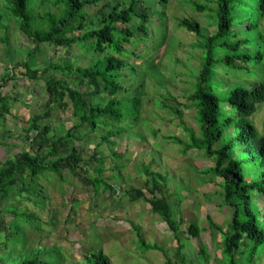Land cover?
Wrapping results in <instances>:
<instances>
[{"label":"rangeland","instance_id":"1","mask_svg":"<svg viewBox=\"0 0 264 264\" xmlns=\"http://www.w3.org/2000/svg\"><path fill=\"white\" fill-rule=\"evenodd\" d=\"M49 1L51 4L44 6L40 0L29 3L36 15L59 14L60 9L53 4L57 0ZM130 1L109 0L86 6L87 20L95 22L99 11L107 14L115 5L123 9ZM192 1L197 0H169L164 17L159 18L162 11L157 9V0H138L137 9L149 17L144 25L147 32H136L130 43L124 46L128 52L115 55L128 64L118 79L127 90L118 94V99L126 103L124 112L131 97L139 96L141 100L136 123L127 120L120 125L125 129L122 134L101 145L100 139L107 133L106 128L98 127L93 134L85 126L75 128L72 133L81 140L68 138L58 154L64 158L75 148L82 158L81 166L91 176H96L95 169L102 170V181L114 192L102 186L95 192L91 184L72 176L69 170L62 171L61 178L46 173L35 180L25 172L18 184L24 191L19 193L16 188L5 200L0 197V264H19L37 253L39 264H86L82 257L99 251L108 256L110 264H164L166 260L171 264H182L181 258L176 256L177 241L186 264H226L221 239L207 222L209 216L223 231H229L233 214L223 199L222 179L204 174L215 166V159L197 149L183 154L180 145L167 140L174 137L188 142L187 129L198 135L195 110L187 108L190 104L187 97L193 93L203 52L193 45L200 41V37L213 34L216 25L213 13L194 12ZM105 4L108 6L104 7ZM215 7V4L210 5L212 9ZM233 8L232 31L237 39L249 41L236 54L255 57L260 53L261 61L257 63L252 59L241 70H223L222 66L215 70L210 87L220 107L222 99L232 88L264 83V12L257 0H241ZM0 11L8 28L7 32L0 30V95L11 99L9 113L0 117L1 168L14 162L20 152L29 150L25 143L27 122L34 115L46 112L44 80L50 76L61 78L57 72L49 71L29 81L23 75L24 70L13 71V66L26 61L33 49L34 67L42 72L50 63L60 64L69 59L75 66L87 67L94 59L76 47L68 49L67 55L66 50L47 44L35 48L20 33L18 21L6 9L3 0ZM184 18L195 19L201 25L200 36L177 25V21ZM245 23L252 25L251 28L246 29ZM141 25L136 18L129 25L118 24L120 28L130 29ZM8 73L12 80L3 83L2 78ZM65 80L74 85L71 78ZM79 89L82 92L88 90L85 86ZM174 110L182 112L181 121L173 114ZM49 112V119L41 123L50 125L52 140L64 137L77 124L70 104L65 110L54 105ZM251 122L257 133L264 137V103L257 108ZM93 154L100 159L99 162L94 160ZM234 155L238 159L244 157L240 152ZM145 166L166 176L163 194L172 206L177 233L170 231L158 216L151 213L145 200L132 201L126 193L131 186L144 190L148 180L143 172ZM146 197L150 196L146 193ZM258 201L264 212V198L259 197ZM25 215L33 220H27ZM190 226L198 229L197 238L187 232ZM138 229L146 244L157 245L165 253H143ZM11 235L13 237L9 238ZM238 261L239 264H264V246L252 262L248 253Z\"/></svg>","mask_w":264,"mask_h":264},{"label":"trees","instance_id":"2","mask_svg":"<svg viewBox=\"0 0 264 264\" xmlns=\"http://www.w3.org/2000/svg\"><path fill=\"white\" fill-rule=\"evenodd\" d=\"M101 1L109 0H57L53 4L56 9H60L59 14L46 12L43 15H36L34 7L29 3L31 0H3L6 9L18 21V30L35 48L47 44L66 50L67 55L68 49L76 47L85 50L94 59L93 64L87 67L75 66L69 59L60 64L50 63L49 68L42 72L34 67L33 49L28 53L26 61L18 62L13 66V71L24 70L23 75L29 81L38 79L41 74L49 71L57 72L61 78L50 76L44 80L46 112L43 115H34L27 122L25 143L29 145V150L20 152L14 162L0 168V197L3 200L9 197L13 189L15 191L17 188L19 193L24 191V188L19 187L18 184L25 172L29 173L31 180H35L46 173L61 178L62 171L69 170L72 176L91 184L95 192L101 186L114 192L110 185L102 181L104 175L102 170L95 169L96 176H91L87 169L81 166L82 158L75 148L71 149L69 155L64 158L58 155L68 138L81 140L72 133L75 128L85 126L92 134L98 127L106 128L107 133L100 139L99 145H101L125 131L120 127L121 124L126 123L127 120L136 123L138 119L141 106L139 96L129 99L126 112L123 110L126 103L118 99L120 92H127L118 79L120 72L126 69L128 64L115 55L121 56L128 52L124 46L130 43L136 32L146 34L144 25L148 23L149 17L137 9L138 0H131L126 8L120 9L119 5H115L107 14L99 11L95 22L88 21L86 6L97 5ZM199 1H192V10L200 14L213 13L216 31L211 35L200 37V41L193 45V48L203 52L193 93L187 97V101L190 102L187 108L195 110L198 135L187 129L188 142L174 137H169L167 140L180 145L183 154L197 149L204 152L208 158L214 157L215 166L208 168L204 174L222 179L220 187L223 191V199L232 209L233 214L228 224L229 231H223L209 216L208 226L221 239V250L226 264H239L238 258L241 259L245 253H248V258L252 262L264 246V212L259 208L258 201L259 197L264 198V137L257 133L251 122L257 108L264 103V83H253L247 88L242 86L232 88L228 96L222 99V107L219 106L210 83L219 66L228 71L241 70L245 63L252 59L257 63L260 62L261 55L256 53L255 57H250L248 54H236L238 49L249 43L247 39H237V35L232 31L233 6L241 0H201L203 3ZM168 2L169 0H157V9L162 11L159 18L164 17V9ZM257 2L264 12V0ZM40 4L44 6L51 3L49 0H40ZM211 4H215V9L210 8ZM107 6L108 4L104 5ZM133 18L141 21L142 25L136 29L118 26V24L129 25ZM3 19L4 15L0 11V30L7 32L8 28L3 23ZM177 25L196 36L201 35L202 27L195 19H179ZM245 25L246 29L252 26L248 23ZM5 39L8 41L6 37ZM231 39L235 40L230 41ZM66 77L71 78L74 82L73 86L66 82ZM11 80L9 73L2 78L3 83ZM82 86L87 87L88 90L82 92L79 89ZM10 100L8 96L0 95V117L9 113ZM68 104L72 107L77 124L70 128L64 137L52 140L49 137L50 125L41 122L49 119V110L54 105L65 110ZM173 114L181 121V111L174 110ZM233 152L234 154L240 152L244 157L235 158ZM115 157L119 158L116 155ZM93 158L96 162L100 161L96 158V154H93ZM143 172L148 177L145 191L131 186L126 191L127 195L131 196L132 201L145 200L150 206L151 213L158 216L170 231L177 233V225L172 217V206L164 195L166 176L151 171L149 166H145ZM146 193L150 197H146ZM25 217L27 220H33L26 215ZM187 232L193 238L198 237L196 227H188ZM138 236L143 253L147 251L165 253L157 245L146 244L139 229ZM11 237L13 236L9 238ZM177 244L176 256L181 258L182 264H186L180 254L182 247L179 241ZM243 246H246L245 249H242ZM202 252L200 247L201 256ZM82 260L86 264H110L108 256L101 251L84 255ZM39 263L40 256L37 253L19 264ZM164 264L171 262L166 260Z\"/></svg>","mask_w":264,"mask_h":264}]
</instances>
